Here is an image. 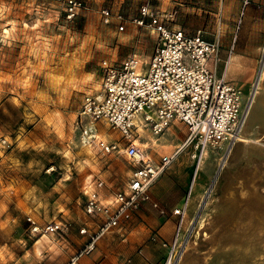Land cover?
<instances>
[{"label":"rangeland","instance_id":"rangeland-1","mask_svg":"<svg viewBox=\"0 0 264 264\" xmlns=\"http://www.w3.org/2000/svg\"><path fill=\"white\" fill-rule=\"evenodd\" d=\"M64 10L65 0H0V236L13 235L11 224L17 217L25 225L29 216L64 230L85 226L90 217L84 212L86 191L95 176L102 178L99 191L104 199L126 187L133 169L122 151L103 154L81 141L77 114L84 91L94 84L87 71L94 68L101 80L102 62L110 57L114 36L101 20L99 26L106 29L100 40L108 43L100 46L98 37L82 22L67 19ZM147 62L141 61V66ZM262 98L260 89L250 106L256 118L247 119L249 124L264 118L255 111ZM246 100L243 95L242 104ZM178 124H170L160 135L141 128L134 135L156 163L172 153L167 152L168 142L160 139L168 128L181 144L149 190L168 183L162 197L167 203L179 179L171 173L161 180L163 174L185 170L189 191L201 154L203 158L193 206H187L181 225L166 209L163 215L151 209L159 218L174 219L171 233L160 243L161 264L170 257L171 264H264V147L246 141V122L231 148L218 143L202 152L194 146L197 137L186 143L188 130ZM96 129L106 143L120 142L119 132L106 124L98 123ZM182 145L186 146L180 149Z\"/></svg>","mask_w":264,"mask_h":264},{"label":"built area","instance_id":"built-area-1","mask_svg":"<svg viewBox=\"0 0 264 264\" xmlns=\"http://www.w3.org/2000/svg\"><path fill=\"white\" fill-rule=\"evenodd\" d=\"M240 1L242 16L249 0ZM81 9L78 1L65 0L67 19L74 18ZM173 15L159 13L147 0L139 8L138 16L131 20L155 34L154 48L146 66H141V59L136 55L115 66L104 62L99 92L83 95L76 123L82 143L103 154L122 151L133 169L126 187L107 200L101 198L99 189L103 182L100 179H95L93 187L86 191L84 212L99 224L79 254H88L96 239L132 221L146 203L159 214H165L161 206L151 201L149 190L177 152L154 163L135 143L134 135L139 128L160 135L173 122L181 123L188 130L186 143L197 137L194 146L202 152L208 145L218 143L231 148L243 133L252 91L242 104L241 90L228 83L224 73L220 77L215 75L219 62L218 43L205 41L200 31L189 35L182 29L170 28L167 22ZM100 16L102 23H111L110 10L102 9ZM115 18L119 22L118 30L122 31L126 20L122 14ZM98 123L118 131L120 142L106 143L100 139L96 129ZM192 183L183 205L171 212L180 218V225ZM26 220L28 234L32 237L62 231L56 223L41 226L30 217ZM85 233V230L80 231V234ZM171 260L172 257L166 264H171Z\"/></svg>","mask_w":264,"mask_h":264},{"label":"crops","instance_id":"crops-1","mask_svg":"<svg viewBox=\"0 0 264 264\" xmlns=\"http://www.w3.org/2000/svg\"><path fill=\"white\" fill-rule=\"evenodd\" d=\"M76 1L83 9L79 10L74 18L78 23L82 22L84 28L89 29L93 37H98L100 46L108 43L100 40L101 31L106 29L99 26L100 11L102 9L111 11V23L107 30L114 37L109 43L110 57L107 60L109 63H120L131 55L138 56L141 61L149 60L154 48L155 35L150 29L140 28L131 22L138 16L139 8L147 0ZM148 1L151 8L161 14L174 13L172 19L167 22L170 28L182 29L189 35L200 31L202 39L218 43L219 62L215 73L217 77L224 73L225 80L241 90L242 95L246 97L250 93L251 84L256 80L260 81L261 90L264 91V0H249L242 16H240V0ZM117 14H122L126 20L122 31L118 30L119 22L115 18ZM93 21L96 23L94 27H92ZM98 64L99 62L95 65ZM87 74L94 84L83 94H97L100 89V80L96 79L99 72L93 68L88 70ZM262 99L263 102L261 99L258 100L259 105L255 111L258 110L261 116H264V98ZM249 118H252L251 112L247 119ZM248 120L244 138L247 142L258 140L259 143L256 144L264 147V118H261L260 123L254 121L249 124ZM173 124L179 125L178 122ZM257 129L260 130L259 136L252 139L253 132ZM172 131L168 128L160 138L168 142L167 152H172L171 154L181 145ZM155 139L152 138L151 141ZM168 171L163 174L161 180L168 178L171 173L172 177L179 179L178 190L173 194V199L167 203L162 198L167 195L168 183H163L164 188L156 187L149 194L151 200H158L164 210L172 212L185 202L189 178L187 174L185 175V170L180 168ZM95 179L102 180L100 176H95ZM196 190L194 185L193 192L190 191L188 195L187 206H193ZM113 194L103 196L104 200L109 199ZM147 204L149 203L142 206L132 221L96 239L92 251L88 254L79 253L89 242L91 233L97 231L99 221L95 218L89 217L84 223L85 226L71 227L62 229L60 233L34 237L28 234L29 224L25 225L18 217L14 218L11 224L13 235L0 236V264H161L164 249L160 243L171 233L174 219L159 218L151 210V205ZM37 223L41 226L47 224ZM81 230H85L86 233L80 234Z\"/></svg>","mask_w":264,"mask_h":264},{"label":"bare ground","instance_id":"bare-ground-1","mask_svg":"<svg viewBox=\"0 0 264 264\" xmlns=\"http://www.w3.org/2000/svg\"><path fill=\"white\" fill-rule=\"evenodd\" d=\"M261 87H262V84L260 83V81H258V80H256L255 81V83H254V85H253V89H252V92H251V94H250V96H249V102H250V106H251V103H253V100H254V98H255V96L257 97V95H258V93H259V91H260V89H261ZM255 107V106H254ZM253 108V107H252ZM249 111L251 112V110H250V107H249ZM248 111V114H247V118H248V115L250 116V112ZM253 119V118H252ZM246 122H247V120H246ZM136 143H137V140L135 141ZM249 142H251V143H259V141L257 140V141H249ZM186 145H182L181 147H180V149H183L184 147H185ZM181 151V150H180ZM202 156V154L200 155V158H199V161H198V166H197V169H196V173H195V176H194V179H193V183H192V186H193V188H194V185H195V183L197 182V180H198V173H199V170H200V164H201V162H202V160H203V158L201 157ZM193 157H195V156H193ZM204 164V163H203ZM193 188H192V192H193ZM178 239V238H177ZM178 242V241H177ZM169 264V263H168Z\"/></svg>","mask_w":264,"mask_h":264}]
</instances>
